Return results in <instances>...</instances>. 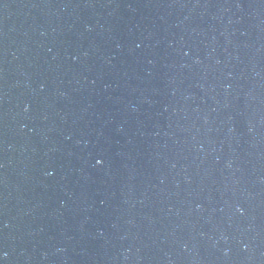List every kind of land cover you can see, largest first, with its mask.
<instances>
[{"label":"water","instance_id":"1","mask_svg":"<svg viewBox=\"0 0 264 264\" xmlns=\"http://www.w3.org/2000/svg\"><path fill=\"white\" fill-rule=\"evenodd\" d=\"M0 264H264V0H0Z\"/></svg>","mask_w":264,"mask_h":264}]
</instances>
